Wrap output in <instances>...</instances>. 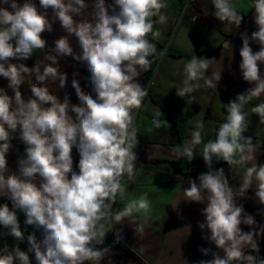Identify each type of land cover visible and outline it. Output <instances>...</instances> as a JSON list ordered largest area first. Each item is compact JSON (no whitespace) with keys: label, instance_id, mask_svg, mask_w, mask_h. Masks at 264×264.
<instances>
[{"label":"clouds","instance_id":"9594fccd","mask_svg":"<svg viewBox=\"0 0 264 264\" xmlns=\"http://www.w3.org/2000/svg\"><path fill=\"white\" fill-rule=\"evenodd\" d=\"M214 16L228 25H241L243 16L237 12L232 0H212ZM0 77L8 81L9 95L0 88V196L11 201L0 205V226L7 229L6 235L23 242L17 210L24 213L25 225L42 230V239L35 232L27 236V251L17 244L0 248V264H32L29 253L34 254L36 264H85L98 262L108 251L96 248L103 244L106 225L115 224L137 215L144 223L135 231L143 233L144 224L152 212L147 193L131 199L125 207L112 213L117 197L123 198V178L134 175L138 145L134 109L142 106L147 92L137 82L141 70H147L149 57L156 54V46L148 39L154 32L153 17L166 21L161 9L164 0H94L91 5V20L77 22L83 10L90 7L86 0H0ZM255 24L258 30L249 37L241 35V63L243 80L253 85L235 100L224 105L226 115L219 125L215 139L203 141L202 121H197L192 139L183 146L172 149L177 158H195V146L204 144L202 158L208 171L196 179H189L184 189L186 201L204 203L202 209L205 222L200 229L207 228L205 237L223 256L212 253V259L199 264H264V258L245 252L259 253L256 237L264 235V226L259 231H243L241 225L255 226L256 220L246 214L237 197H245L256 181L255 197L264 205V164H253L246 168L238 190L229 185L224 169H212L213 159L224 161L230 167L242 166L256 158L255 145L244 133L248 129L244 107L253 98L264 94V75L260 64H264V0H253ZM49 9L52 16H49ZM195 19V18H193ZM59 21L67 33L54 41L52 52L45 57L49 63L27 67L24 63L36 50L46 48L44 32L53 31V23ZM78 40L81 52L75 53L70 36ZM250 41L258 43L260 49L253 52ZM225 48L230 45L225 43ZM71 56L86 63L91 73L90 82L95 98L82 90L73 78L79 104H72L65 94L63 101L49 92L46 81H59L65 88L67 74L60 71L58 57ZM214 59L197 58L195 55L184 65L182 86L176 94L183 98L206 86L216 87L221 71L207 75ZM35 72L37 83L30 85L31 96L25 100L20 91L23 76ZM75 77V74H74ZM264 123V103L251 109ZM73 113L74 115H71ZM162 113L158 111L156 116ZM156 128L168 125L166 120L155 119ZM18 133L26 146L25 155L18 160V172L10 173L7 154L12 140ZM79 153L78 169H73L72 150ZM198 180V183H197ZM39 181V183H37ZM204 255L209 249H201Z\"/></svg>","mask_w":264,"mask_h":264},{"label":"crops","instance_id":"0c3cea01","mask_svg":"<svg viewBox=\"0 0 264 264\" xmlns=\"http://www.w3.org/2000/svg\"><path fill=\"white\" fill-rule=\"evenodd\" d=\"M23 3L24 0H18ZM39 6V0H33ZM94 0H86L90 7L83 10L78 16H74L77 22L91 20V5ZM113 0H106L111 4ZM187 0H164L166 7L161 13L166 16V21L159 22V17H153V31L160 33L158 38L149 34L148 39L160 51L154 66V71L149 80L142 74L137 82L144 88L147 95L144 97L142 106L134 109L135 127L137 128L138 145L134 149L137 153L134 175L123 178L125 194L123 198L117 197L112 206V213L122 210L131 199L138 198L147 193L152 204V212L144 224L143 233L136 232V226L144 223L142 216L125 218L122 222L115 224L114 221H102L106 225L104 243L95 245L96 248H107L103 258L98 264H199L201 260L212 259V253L217 252L223 256L222 250L205 239L209 235L207 228L200 229L199 223L205 222L202 209L204 203L186 201L184 189L189 187V179H196L200 174L208 171V167L202 158L204 144L195 146V158L189 160L186 157L177 158L172 149L183 146L191 141L192 133L196 130L197 121H202L203 141L215 139L219 125L224 122L226 110L224 105L235 100L236 96L245 93L253 85L243 80L239 68L242 48L241 35L246 33L249 37L258 30L255 24V11L253 0H232L236 10L243 16L239 28L235 24L228 25L216 19L212 0H200L197 9L200 12L198 20L183 16ZM7 7L6 5H0ZM51 17V10L49 9ZM67 35L59 24L53 23L52 32H44L43 38L47 41L45 49L36 50L33 56L26 61L13 63H24L27 67H43L49 63L45 57L52 52L54 41L59 37ZM69 41L75 53L81 49L77 38L73 35ZM230 45L225 48L224 44ZM253 52L260 49L258 43L250 41ZM214 59L208 69L207 75L221 71V79L216 87L206 86L204 81L199 89L191 93L195 97L192 101L188 96L183 98L176 94V89L182 86L184 79V65L191 57ZM162 57V60H161ZM61 72L67 74L68 80L65 88L59 87V81L49 79L46 86L49 92L58 96L63 101L67 94L70 103L79 104L75 89L72 87L73 78L77 79L83 91L95 98L90 76L86 63L78 62L71 56L58 57ZM160 62V64H159ZM159 64V66H158ZM158 66V69H157ZM261 75H264V64H260ZM156 70V73L154 74ZM75 74V77H74ZM154 74V75H153ZM152 79V81H151ZM24 83L20 91L25 100L31 96L30 85L37 83L35 72L23 76ZM8 81L0 77V88H4L9 95L11 89L7 88ZM264 103V94L259 98H253L245 105L247 113L248 129L244 133L246 137L252 138L255 145L256 158L242 166L230 167L224 161L212 162V169H224L229 185L234 191L242 183L246 168L253 164H264V123L260 122L258 115L251 109L256 105ZM160 111L162 115L156 116ZM74 115L73 113H70ZM166 120L168 125L156 128L153 121ZM11 142L12 147L7 154L10 173L18 172V160L25 155V145L19 140L18 133ZM73 169L79 171V153L76 148L72 150ZM39 183V181H37ZM198 183V180H197ZM256 181L245 197H237V204L243 205L245 213L251 214L255 220V226L241 225L243 231H259L264 226V205L259 204L255 197ZM8 200L6 197L0 196ZM10 201V200H8ZM21 230L24 232L25 240L19 242L10 235H6L7 229L0 226V248L7 244L9 248L19 245L22 251H27V236L35 232L37 239H42V230H36L33 226L25 225L26 219L23 212L17 210ZM260 248L259 253L251 252L246 247L245 252L264 258V235L256 237ZM110 242L112 244L110 245ZM201 249H209V254L204 255ZM33 264L35 258L29 253ZM85 264H97L95 261H87Z\"/></svg>","mask_w":264,"mask_h":264},{"label":"trees","instance_id":"16d2710c","mask_svg":"<svg viewBox=\"0 0 264 264\" xmlns=\"http://www.w3.org/2000/svg\"><path fill=\"white\" fill-rule=\"evenodd\" d=\"M159 54H160V51L158 49H156V54L149 57V60L151 61L150 67L147 70H141V74L146 80H149L150 77L152 76V73L154 71V66H155V63L157 61ZM4 203H8L10 208L12 207L11 201H8L4 198H0V205H2ZM111 244H112V242H110V245Z\"/></svg>","mask_w":264,"mask_h":264},{"label":"built area","instance_id":"2783aa9c","mask_svg":"<svg viewBox=\"0 0 264 264\" xmlns=\"http://www.w3.org/2000/svg\"><path fill=\"white\" fill-rule=\"evenodd\" d=\"M200 0H187L183 16H186L188 18H191L192 20L196 21L200 17V12L197 9V2ZM195 18V19H193ZM33 264H36V261L34 260Z\"/></svg>","mask_w":264,"mask_h":264},{"label":"water","instance_id":"95a60500","mask_svg":"<svg viewBox=\"0 0 264 264\" xmlns=\"http://www.w3.org/2000/svg\"><path fill=\"white\" fill-rule=\"evenodd\" d=\"M161 60H162V57H161ZM159 64H160V62H159ZM159 64H158V66H159ZM158 66H157V69H158ZM155 73H156V70H155L154 74H155ZM154 74H153V75H154ZM151 81H152V79H151Z\"/></svg>","mask_w":264,"mask_h":264}]
</instances>
